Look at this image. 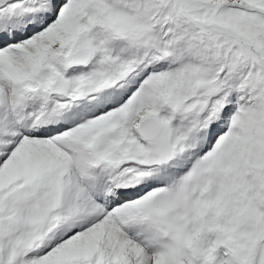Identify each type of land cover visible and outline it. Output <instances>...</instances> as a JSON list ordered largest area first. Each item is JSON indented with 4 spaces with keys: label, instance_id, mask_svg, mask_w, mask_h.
<instances>
[{
    "label": "snow or ice",
    "instance_id": "1",
    "mask_svg": "<svg viewBox=\"0 0 264 264\" xmlns=\"http://www.w3.org/2000/svg\"><path fill=\"white\" fill-rule=\"evenodd\" d=\"M0 264H264V0H0Z\"/></svg>",
    "mask_w": 264,
    "mask_h": 264
}]
</instances>
